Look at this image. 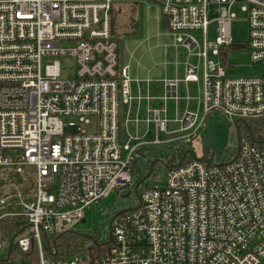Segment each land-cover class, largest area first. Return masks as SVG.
Segmentation results:
<instances>
[{
    "label": "built area",
    "instance_id": "2783aa9c",
    "mask_svg": "<svg viewBox=\"0 0 264 264\" xmlns=\"http://www.w3.org/2000/svg\"><path fill=\"white\" fill-rule=\"evenodd\" d=\"M121 1L131 0H0V259L5 224L19 219L13 245L27 255L11 264H264V148L240 133L264 116V0H153L186 52L162 78L118 69L111 10ZM237 1L249 21L243 51L261 68L250 76L229 75L221 54L241 43ZM215 110L238 135L236 154L181 164ZM161 146L168 165L149 156ZM163 165L165 185L134 180ZM132 184L139 202L116 214L109 237L60 256L50 239ZM27 226L32 235L18 236Z\"/></svg>",
    "mask_w": 264,
    "mask_h": 264
},
{
    "label": "rangeland",
    "instance_id": "374dc122",
    "mask_svg": "<svg viewBox=\"0 0 264 264\" xmlns=\"http://www.w3.org/2000/svg\"><path fill=\"white\" fill-rule=\"evenodd\" d=\"M243 3L237 1L232 6L236 18L232 20L231 30L234 40L245 42L249 37V21L246 12L242 9ZM214 7L217 4L213 5ZM112 34L118 42L119 65H129V74L132 78H162L175 74L176 60L186 59L183 48L174 44V37L169 32L161 5L153 0H131L114 2L111 10ZM67 61L65 63H68ZM167 62V63H165ZM231 66H225L227 73L233 76H250L260 72V66H253L248 50L232 51L229 56ZM179 72H183L179 65ZM192 146L199 158L205 156V150H210L216 163L228 162L237 152L238 135L231 130L230 121L222 113L215 110L213 117L198 136L193 139ZM149 156L157 160H164L168 165L170 152L164 146L151 147ZM142 161V160H140ZM158 162L154 173L159 168ZM166 165L154 178L160 185L166 184ZM143 166L141 172L134 173V180L145 175ZM139 202L134 184L125 186L121 191H113L108 196L93 203L85 210V221L80 222L74 229L87 234L91 229H97L100 241L110 235L111 223L120 211L131 209ZM32 226H27L18 236L32 235Z\"/></svg>",
    "mask_w": 264,
    "mask_h": 264
},
{
    "label": "trees",
    "instance_id": "16d2710c",
    "mask_svg": "<svg viewBox=\"0 0 264 264\" xmlns=\"http://www.w3.org/2000/svg\"><path fill=\"white\" fill-rule=\"evenodd\" d=\"M165 23L168 28L169 26L166 18H165ZM246 48H247V43L235 42L231 45L221 48L222 49L221 54L222 57L224 58V61L229 64L230 63L229 53L235 50L243 51V49ZM240 133L241 136L243 135L247 136V138L255 145L264 148V116L257 119H248L242 122L240 124ZM210 153L211 152L209 149L205 150V156H209ZM197 157L198 156L195 153L193 147L190 148L185 147L179 155V160L182 164L185 162H189L190 160H194ZM211 158H213V155H211ZM155 162L157 163V160ZM150 176L151 174L147 172L145 175L141 177L140 180L142 181V183H144L143 184L144 187L149 186ZM135 188H136L135 189L136 193L139 196L142 188L141 184L139 186L136 184ZM21 225H23V223L19 224V219H11L6 222L5 228L7 227V229L5 230L4 235L7 240V244H9L11 238L15 234H17L18 231H20L23 227L26 226L24 225L23 227H21ZM88 233L93 235L95 238L98 237V232L96 228H94L93 230L91 229ZM50 240L55 243V245L58 248L60 256L63 257H70L73 256L74 254H78L85 250L98 248V246L93 242V240L87 234H83L79 231H76L75 229H71L63 234L57 235L51 238ZM8 250H9V246H7V250L5 251L3 258L0 259V264H11L12 262H14L15 259L19 258L21 254L27 255L21 253L18 246L14 244L10 251V258L8 259V254H7Z\"/></svg>",
    "mask_w": 264,
    "mask_h": 264
},
{
    "label": "water",
    "instance_id": "95a60500",
    "mask_svg": "<svg viewBox=\"0 0 264 264\" xmlns=\"http://www.w3.org/2000/svg\"><path fill=\"white\" fill-rule=\"evenodd\" d=\"M87 235H88L90 238L93 239L94 243H97V239H96V238H94V237H93L92 235H90L89 233H87ZM13 242H14V237H12L11 240H10V242H9V251H8V252L11 251L12 246H13Z\"/></svg>",
    "mask_w": 264,
    "mask_h": 264
},
{
    "label": "crops",
    "instance_id": "0c3cea01",
    "mask_svg": "<svg viewBox=\"0 0 264 264\" xmlns=\"http://www.w3.org/2000/svg\"><path fill=\"white\" fill-rule=\"evenodd\" d=\"M165 63H167V62H165ZM129 68H130V66H129Z\"/></svg>",
    "mask_w": 264,
    "mask_h": 264
}]
</instances>
